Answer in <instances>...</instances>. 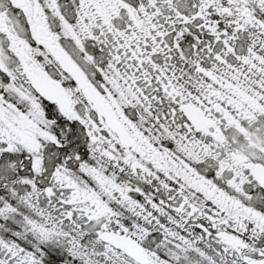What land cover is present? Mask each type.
I'll use <instances>...</instances> for the list:
<instances>
[{"label": "snow or ice", "instance_id": "obj_1", "mask_svg": "<svg viewBox=\"0 0 264 264\" xmlns=\"http://www.w3.org/2000/svg\"><path fill=\"white\" fill-rule=\"evenodd\" d=\"M0 264H264V0H0Z\"/></svg>", "mask_w": 264, "mask_h": 264}]
</instances>
